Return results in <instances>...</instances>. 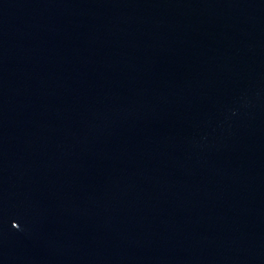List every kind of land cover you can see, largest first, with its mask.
I'll use <instances>...</instances> for the list:
<instances>
[{
  "label": "water",
  "instance_id": "1",
  "mask_svg": "<svg viewBox=\"0 0 264 264\" xmlns=\"http://www.w3.org/2000/svg\"><path fill=\"white\" fill-rule=\"evenodd\" d=\"M0 264H264V0H0Z\"/></svg>",
  "mask_w": 264,
  "mask_h": 264
}]
</instances>
